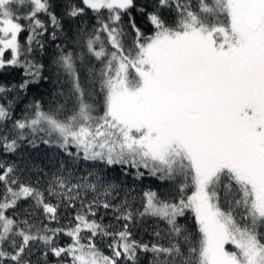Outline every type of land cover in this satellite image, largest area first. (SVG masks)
Listing matches in <instances>:
<instances>
[{
	"label": "trees",
	"instance_id": "1",
	"mask_svg": "<svg viewBox=\"0 0 264 264\" xmlns=\"http://www.w3.org/2000/svg\"><path fill=\"white\" fill-rule=\"evenodd\" d=\"M6 1L19 30L17 51L6 50L0 65V264H75L74 232L116 264H207L206 234L189 203L196 192L190 168L87 157L61 146L53 125H104L115 57L130 63L139 85L133 64L141 66L156 39L181 30L172 15L199 21L200 0L100 9L43 0L37 11L33 0ZM201 12L208 27L228 25L219 1L202 0ZM210 189L234 229L264 248L252 187L223 169Z\"/></svg>",
	"mask_w": 264,
	"mask_h": 264
},
{
	"label": "rangeland",
	"instance_id": "2",
	"mask_svg": "<svg viewBox=\"0 0 264 264\" xmlns=\"http://www.w3.org/2000/svg\"><path fill=\"white\" fill-rule=\"evenodd\" d=\"M33 1L34 10L44 8L43 0ZM216 1H219L221 10L223 7L228 10L229 6L235 4V0ZM6 2L0 0V10L3 14L0 65L6 50L17 51L15 41L19 26L10 14L4 11ZM85 2L95 9L117 6L126 8L133 0H85ZM193 22L196 21H190L187 30L180 34L181 40L201 34L199 24ZM240 30L241 28L235 24L212 28L203 25L202 35L206 43H213L216 36L222 35L226 39L235 37L241 44L244 36ZM170 41L169 34L156 39L143 56L146 61L145 59L141 61L140 67L133 64L135 73L140 78L139 85L131 81L130 63L116 56V66L109 78L111 80L108 98L109 119L95 131L86 127L74 129L61 123L53 124L60 134L59 144L63 147L76 146L87 157L103 158L109 163L124 162L136 168L149 167L156 161L166 167L179 164L178 168H190L196 176V192L189 203L196 210L198 221L206 234L205 262L264 264V248L252 235L234 229L231 219L223 213L210 189L212 180L219 170L223 169L231 171L244 184L255 186L254 189L259 186L256 180L258 179L261 186L255 196L256 208L264 215V153L256 148L253 141H249L251 140L249 136L233 138L226 134L227 136L223 137L216 136L213 132L202 131L200 116L194 112L199 110L195 105L200 100L198 84L202 83L200 76L202 60L194 59V65L192 64L194 71L187 77L182 75L179 78L183 79L172 78L165 68H158L167 64L170 59V56H166L170 50ZM209 60L206 66L209 65ZM163 91L170 97H177L174 101L179 105L172 104L169 115L163 111L159 116L157 110ZM173 118H184L188 126L182 125L175 130L169 125ZM196 123L197 126L193 129ZM205 162H212L213 167L222 166L209 170ZM230 163H234L238 168H224L230 166ZM240 165L248 169H241ZM253 179L257 185L252 183ZM0 218H3V210L0 212ZM77 234L74 232L73 247L77 250L75 264H116L115 258L104 255L91 244L81 242Z\"/></svg>",
	"mask_w": 264,
	"mask_h": 264
},
{
	"label": "flooded vegetation",
	"instance_id": "3",
	"mask_svg": "<svg viewBox=\"0 0 264 264\" xmlns=\"http://www.w3.org/2000/svg\"><path fill=\"white\" fill-rule=\"evenodd\" d=\"M252 1L235 0V4L229 6L225 12L228 24H235L243 32L244 40L241 44L235 37L226 39L222 35L216 36L213 43H206L202 35V26L205 25L202 22V0L199 1L201 4L199 21L196 16L178 20L175 15H172L170 20L178 24L181 30L172 29L169 33L170 50L166 56H170V59L167 64L160 65L158 68H165L174 79L182 75L187 77L194 71V59L200 58L202 60V73L200 74L202 83L198 84L200 100L195 105L199 107V110L194 112L200 116L202 126L200 122L198 124L202 127V131L213 132L216 136L223 137L227 136L226 134L233 138L249 136L251 139L249 141H253L256 148L264 153V20L257 30H251L248 27L246 19H248ZM257 1L264 5V0ZM174 2L176 0H172L171 3L174 5ZM192 20L196 21L193 23L199 24L201 34L191 39L181 40L180 34L187 30ZM208 59L210 62L206 66ZM174 98L177 97H170L163 91L158 105L159 110H157L159 116L163 111L169 115L171 105L177 103ZM185 123L184 118H173L169 125L176 130L182 125L188 126V123ZM196 126L197 123L192 128L195 129ZM206 164L209 170L222 166L213 167L212 162ZM224 168L238 167L230 163V166ZM239 168L243 169L246 166L240 165ZM235 177L240 180L238 176ZM256 180L261 186L260 181ZM252 183L257 185L254 179ZM259 186L256 189H254L255 186L252 187L255 196L260 189Z\"/></svg>",
	"mask_w": 264,
	"mask_h": 264
},
{
	"label": "water",
	"instance_id": "4",
	"mask_svg": "<svg viewBox=\"0 0 264 264\" xmlns=\"http://www.w3.org/2000/svg\"><path fill=\"white\" fill-rule=\"evenodd\" d=\"M247 25L251 30H257L264 20V5L257 0H253L249 9Z\"/></svg>",
	"mask_w": 264,
	"mask_h": 264
}]
</instances>
